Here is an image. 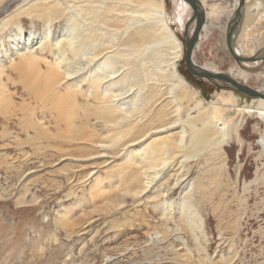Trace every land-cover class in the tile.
I'll use <instances>...</instances> for the list:
<instances>
[{"label":"rangeland","instance_id":"1","mask_svg":"<svg viewBox=\"0 0 264 264\" xmlns=\"http://www.w3.org/2000/svg\"><path fill=\"white\" fill-rule=\"evenodd\" d=\"M21 1L11 3L0 12V19ZM50 1L62 5L74 3ZM137 1L123 0L128 4ZM219 1L224 8L216 19L218 22H205L193 59L201 67L229 73L264 91V61L240 66L226 48L224 35L232 18L233 1L205 0L204 4ZM254 2L246 0L249 6ZM165 5L171 11L170 0H165ZM244 12L234 42L245 46L244 55L249 56L257 44L260 48L264 46V17L254 18L246 26L251 10ZM189 16L190 11L187 19ZM18 20L24 28L30 26L29 19L15 16L9 24ZM34 25L39 28L41 22ZM56 27L52 26L50 35ZM4 35L0 33V59L3 57L6 65L3 94L13 98L10 102H0V264H264V184L261 185L264 157L257 158L260 145L256 141L260 137L251 132L254 122L263 126V121L245 114L258 100L223 87V82L217 81L219 87L193 77L185 66L184 53L177 68L188 82L183 85L188 98L197 106L191 115L196 108L213 113L227 135L221 141V149L209 153L210 148H206L205 152L202 150L196 157L173 167V176L169 174V167L155 184L152 182V186L160 189V199L168 203L167 213L172 214L168 220H162L159 209L151 206L148 189L137 197L122 199L119 195L121 188L127 186L124 180L120 181L123 170L137 167L125 158L136 146L119 153L110 149L94 154L98 148L88 142L77 139L66 143L57 137L52 113L46 109L48 105L42 107L23 85L27 72L9 66L7 57L12 54ZM178 36L185 47L182 33ZM46 56L52 61L55 59L51 54ZM67 57L63 63L73 59L69 53ZM41 63L45 69L46 64ZM125 90L123 100L127 104L139 96L137 88ZM32 119L43 121V127L49 132L42 134L38 141L31 136L28 122ZM237 138L242 140L240 149ZM48 141L57 143L61 150L53 149ZM206 154L208 163L205 164ZM188 166L191 168L186 175ZM256 166L263 168L255 173ZM209 171L221 174L220 192L212 195L214 199L211 196L204 201L194 195L192 200L200 220L193 225L194 229L189 228L176 214L183 185L188 180L202 178ZM174 179L178 180L176 184ZM153 202L158 204L159 198ZM192 240H199L198 248L202 250L197 251Z\"/></svg>","mask_w":264,"mask_h":264},{"label":"bare ground","instance_id":"2","mask_svg":"<svg viewBox=\"0 0 264 264\" xmlns=\"http://www.w3.org/2000/svg\"><path fill=\"white\" fill-rule=\"evenodd\" d=\"M15 1L18 0H0V12ZM64 1L74 3L62 5L50 0H22L0 19V33L5 34L12 54L7 57L8 64L20 72H27L24 87L42 107L48 105L46 109L52 113L56 135L63 142H76L77 139L88 142L98 148L94 154L106 153L110 149L119 153L136 146L126 153L125 158L137 167L123 170L120 181L124 180L127 186L121 188L119 195L122 199L125 196L137 197L148 189L151 206L159 209L163 216L161 219L168 220L172 217L167 213L168 203L160 199V189L152 186V182L160 179L169 167L171 175V171H175L173 167L196 157L206 148H210L209 153L221 149V141L227 135L213 113L196 108L191 115V110L197 106L188 98L187 88L183 86L188 82L178 72V63L185 53L178 34L182 33L191 9L183 0H170L171 11L166 8L165 0H139L135 4L123 0ZM201 1L204 4L205 0ZM232 1L234 10L238 0ZM245 6L246 11L251 10L246 26L252 19L264 17V0H255L252 5ZM204 8L205 22L209 20L213 24L224 5L220 1L211 2L204 4ZM13 16L29 19L30 26L24 28L19 20L9 24ZM38 21L41 22L39 28L34 25ZM53 25L57 27L51 38ZM34 38L37 40L33 41ZM259 45L255 50L260 48ZM234 49L245 56L246 47L241 43L234 44ZM255 50L250 51L253 53ZM1 52L0 49V55ZM67 53L73 59L70 63H63L68 58ZM47 54L55 56V59L47 58ZM15 56L18 57L16 60ZM41 62L46 64L45 69ZM5 67L2 57L1 103L10 102L13 98L3 94ZM127 87L137 88L139 92V96L136 95L134 100L131 98L128 104L123 100ZM254 99L258 100L257 103L245 114L263 121L261 127L257 122L251 125V132L260 137L256 141L260 145V151H256L257 158H260L264 157V98ZM192 104L194 106L190 107ZM43 124V121L39 123L34 119L28 122L35 141L41 139L42 134L49 133ZM237 141L240 149L242 140L237 138ZM48 144L61 150L57 143L48 141ZM208 154L203 157L205 164L208 163ZM190 168L188 166L186 175ZM261 168L256 166L255 173ZM209 172L183 185L176 214L189 228L200 220L192 200L194 195L204 201L217 194L222 186L221 174ZM174 180L176 184L178 180ZM157 198L158 204L153 202ZM198 241L194 245L200 251Z\"/></svg>","mask_w":264,"mask_h":264},{"label":"water","instance_id":"3","mask_svg":"<svg viewBox=\"0 0 264 264\" xmlns=\"http://www.w3.org/2000/svg\"><path fill=\"white\" fill-rule=\"evenodd\" d=\"M186 2L190 9L191 14L184 24L182 37L185 44L184 63L190 74L195 78H202L210 81L215 86L221 87L217 81L225 83L223 87L231 88L237 92L250 96L251 98L261 97L264 98V91H260L251 87L250 85L237 80L229 73L211 71L204 67L199 66L193 59V49L199 38V33L202 30L205 22V8L201 0H183ZM246 0H238L236 7L232 12V18L226 27L225 39L226 45L233 56L235 62L240 66L249 63L254 64L258 61H264V46L253 52L249 56L239 55L235 49V32L239 23L242 21L243 12L245 10ZM192 29L189 31L190 26Z\"/></svg>","mask_w":264,"mask_h":264},{"label":"flooded vegetation","instance_id":"4","mask_svg":"<svg viewBox=\"0 0 264 264\" xmlns=\"http://www.w3.org/2000/svg\"><path fill=\"white\" fill-rule=\"evenodd\" d=\"M225 36V35H224Z\"/></svg>","mask_w":264,"mask_h":264}]
</instances>
